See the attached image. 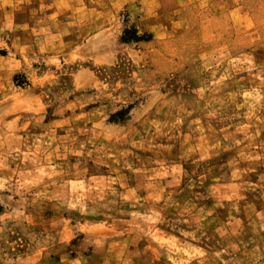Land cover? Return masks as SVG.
Listing matches in <instances>:
<instances>
[{
  "label": "rangeland",
  "instance_id": "obj_1",
  "mask_svg": "<svg viewBox=\"0 0 264 264\" xmlns=\"http://www.w3.org/2000/svg\"><path fill=\"white\" fill-rule=\"evenodd\" d=\"M69 4L72 23L34 20H106L114 60L0 83V264H264V0Z\"/></svg>",
  "mask_w": 264,
  "mask_h": 264
},
{
  "label": "crops",
  "instance_id": "obj_2",
  "mask_svg": "<svg viewBox=\"0 0 264 264\" xmlns=\"http://www.w3.org/2000/svg\"><path fill=\"white\" fill-rule=\"evenodd\" d=\"M85 0H0V38L5 35H10L11 50L0 54V83L8 77H13L17 73H23L30 76L37 74L38 82H46L51 79L48 76H54L55 73H59V66L66 64L67 62H73L75 56H82L84 58L91 56L93 50L97 51L94 54L97 58L103 60L105 58L108 63L112 60V50L117 44L109 37L110 42L107 41V37L113 33H108V28L104 24H99L93 28H85L76 26H59L56 25V21L52 20V25H42L41 19L34 20L35 14L38 11L49 12L51 17H61L63 22L72 23L70 20L72 14H69L70 2ZM89 1V0H86ZM92 1V0H91ZM119 3L123 0H117ZM73 7V6H72ZM86 10V8H82ZM85 14H96V19L101 16L104 19L111 18L107 16L109 14L108 7L98 4L97 6L88 7ZM27 12L26 16H23L18 21L13 18L18 14ZM72 12V11H71ZM75 10H73V13ZM18 14V15H19ZM84 13H79L78 16H82ZM77 14H73L72 19H77ZM11 20V23L9 22ZM65 22V23H67ZM95 28V29H94ZM91 29H94L92 31ZM112 30V29H111ZM77 33L79 34L77 36ZM111 60V61H110ZM89 73L87 69H79L72 75L71 81L66 88L62 90L63 97H66L67 113H70V106L72 99L76 97V91L79 89H85L90 85H93L94 80H85L86 73ZM9 78V79H10ZM77 78V79H76ZM37 81V80H36ZM79 87V89H77ZM1 91V90H0ZM1 96V95H0ZM103 129L105 137L110 135L123 136L130 131L132 127L127 123L111 122L109 120H103ZM73 131L69 137H67V143L70 145L73 143ZM69 158L67 162H69ZM66 160H57V167L60 164H64ZM55 165V166H56ZM139 235L135 237L137 241ZM144 237H140L142 240ZM135 243V252L142 249L138 243ZM132 246H123V253H130Z\"/></svg>",
  "mask_w": 264,
  "mask_h": 264
}]
</instances>
